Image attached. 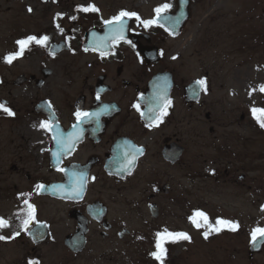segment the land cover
Returning a JSON list of instances; mask_svg holds the SVG:
<instances>
[{"label": "flooded vegetation", "instance_id": "flooded-vegetation-1", "mask_svg": "<svg viewBox=\"0 0 264 264\" xmlns=\"http://www.w3.org/2000/svg\"><path fill=\"white\" fill-rule=\"evenodd\" d=\"M137 1L0 0V103L15 113L9 117L0 111V122H16L21 130L19 145L11 143L15 148L10 153L18 156L8 169L12 175H5L0 185L4 202L0 217L9 222V227L0 229V235L8 237L0 240L1 264H28L29 260L39 264H159L150 254L156 251V234L165 230L187 233L191 240L166 242L163 264H186L198 241L213 249V238L227 235L241 237L237 242L244 249L246 264H260L257 257L264 253V244L259 251L251 250V236L244 239L245 232L235 218L229 220L239 224L237 231L225 229L205 239L190 220L197 211L191 210L188 219L185 214L187 164L200 155L199 150L187 153V140L194 141L198 134H186L185 111L191 114L200 107L203 91L200 89L197 96L194 87L188 94L186 89L203 77L185 79L181 69L185 66L184 46L169 42L185 33L195 0H154L157 3L150 5L147 17L135 8ZM185 1L189 17L182 24V12H177ZM151 2L140 0L138 6ZM89 4L99 12L76 10ZM164 4L171 7L163 15L178 23L161 20L164 27L144 28L134 17L126 19L125 37L131 44L120 41L103 58L92 50L94 36L108 34L105 20L122 10L135 12L144 20L154 19V10ZM258 7L257 15L248 16L251 21L246 27L245 47L262 59L253 66L251 78L256 83L257 92L253 93L264 96L259 91L264 85V0ZM57 14H61L59 18ZM45 35L49 37L45 47L32 44L23 57L10 65L4 62L7 54L18 51L17 40ZM248 72L250 75L251 70ZM162 96L172 103L161 122L156 119V107ZM253 108L264 109V98ZM251 109L247 107L239 116L248 129L241 150L236 151L226 141L221 147L230 159L220 174L228 175L233 184L245 182L250 174V128L264 132ZM76 111L100 115L80 125V139L66 151L52 138L56 129L48 132L39 125L51 120L68 141L76 131ZM205 118L209 119L208 113ZM210 133L213 135V127ZM133 155L135 162L129 165ZM57 156L59 167L66 171L57 170ZM234 158L238 159L235 163ZM210 174L213 176V171ZM81 175L85 178L82 194L69 197ZM37 184L45 185L39 194ZM24 199L36 208V220L27 232L22 229ZM262 206L264 202L259 204ZM16 232L20 235L12 238ZM233 250L229 259L234 261Z\"/></svg>", "mask_w": 264, "mask_h": 264}, {"label": "rangeland", "instance_id": "rangeland-1", "mask_svg": "<svg viewBox=\"0 0 264 264\" xmlns=\"http://www.w3.org/2000/svg\"><path fill=\"white\" fill-rule=\"evenodd\" d=\"M259 1L195 0L185 33L169 42L184 46L185 66L181 69L185 79L202 76L207 87V91L203 90L201 93L200 107L191 114L189 110L185 111L186 134H198L194 141L187 140V153L193 154L198 150L200 152L194 163L187 164L186 218L192 215L193 209L205 213L209 222L213 219V224L217 219L235 218L242 225L245 240L254 228L264 226V211L259 207V204L264 202V185L260 190L256 188L264 182V159H261L264 153V132L250 128V174L247 175L248 180L243 182L244 185L233 184L228 175L220 174L226 167V161L230 159L222 153L221 147L226 141L236 151L241 150L242 140L248 129L247 122L240 121L239 116L247 107H256L264 98L261 93H253L257 92L256 83L251 78L254 77L253 66L262 59L256 51L250 52L245 47L248 36L246 27L251 21L248 16L257 15ZM139 3L140 0L134 5L135 8L147 17L150 15V5L157 1L152 0L143 8L138 6ZM206 113L209 114V119L205 118ZM210 127H213V135L210 133ZM18 130L20 125H16V122H0V185L5 175H12L8 169L18 157L10 153L15 148L11 143H20ZM258 152H262L260 159ZM236 160L238 159L234 158L232 162L235 163ZM199 173L205 178L198 179L195 174ZM249 185L251 188L248 189ZM3 206L4 202L0 199V209ZM200 230L203 233L206 229L202 227ZM238 238L241 237L227 235L213 238V249H210L208 244H202L197 238L198 250L195 249L194 254L185 260L186 264H246L244 249L242 251L239 241L237 242ZM202 242L206 243L204 240ZM233 249H236V253L233 252L236 257L234 261L229 259ZM1 258L0 255V264ZM257 260L264 264V253L259 255Z\"/></svg>", "mask_w": 264, "mask_h": 264}, {"label": "snow or ice", "instance_id": "snow-or-ice-1", "mask_svg": "<svg viewBox=\"0 0 264 264\" xmlns=\"http://www.w3.org/2000/svg\"><path fill=\"white\" fill-rule=\"evenodd\" d=\"M55 2V0H54ZM171 5L164 4L161 7H157L155 11V18L154 19H141V17L135 13V12H129V11H120L118 15L112 17L109 20H105L104 24L108 26L109 31L108 34L104 37H95L93 38V43L91 45V48L93 51H98L101 58L105 57L109 54V49L111 46H114L115 44H118L120 41H124L125 43L131 44V41L127 40L125 37V30L127 28L126 19L135 18V20L144 26V28H151L153 26L158 27H164V23H161V20H163L165 23L172 22V23H178L179 21L175 18L166 17L163 14L166 13L170 9ZM77 11L84 12V13H98L99 9L93 5L89 4L88 6H78ZM29 12H32V8H28ZM61 14H57V17L59 18ZM72 20H75L76 17H71ZM60 26L57 24V28ZM166 31H168L167 28H165ZM61 32H63V29H60ZM174 34L172 32L169 33ZM49 40L48 36H28L24 39H20L16 41V44L18 45V51L14 53L7 54L3 59L6 64H12L14 60L23 57L26 50L29 49V47L32 44L39 45L41 47H45L47 45V42ZM89 49L86 48L85 51H88ZM50 55H54V52H50ZM162 55V53H161ZM175 59V57H174ZM197 85L200 87V89L207 91L206 87V81L201 79L198 80ZM260 92L264 93V85L260 86L259 89ZM97 100H99V95H97ZM171 100L167 99L166 96L160 97V102L157 104L156 110L159 112V115L156 117L157 120L162 122L163 116H166L168 114L167 109L171 106ZM48 107L51 109V104L49 103ZM133 107L136 108L137 111H140L139 104L133 105ZM106 110V109H105ZM0 111L4 112L7 116L11 117L14 116L15 113L6 106L4 103H0ZM253 118L257 121L259 126L264 129V109L261 108H252L251 109ZM54 115V114H53ZM75 118H76V124L73 125V129L76 130L73 133L70 134L68 141H65L62 138V133H60L58 126L54 124L51 120L43 121L39 125V127L45 131L53 132V129H56L55 132H53V140L56 141L57 145L61 148L65 149L66 151H70L72 147L75 146L76 140L80 139L82 135V130L80 129V125L82 123L91 122L93 118L99 117L100 113H91V112H83V111H76L75 112ZM143 116V113H141ZM151 127V125H149ZM136 152H141L142 149H136ZM56 155V154H54ZM135 162V156L133 155L132 158L128 161L129 165L134 164ZM57 170L64 172L66 171L63 168L59 167V157L57 156ZM130 171V168H129ZM84 177L81 175L77 179V186L74 187L73 191L68 193L69 197L72 196H80L83 192L84 187ZM36 192L39 194L45 189L44 184H37L35 186ZM61 192L64 191L63 186L59 189ZM23 195V194H22ZM24 205L26 208V211L24 212V219L22 220V229L27 232L29 229V225H31L36 220V208L33 204L29 203L28 199H24ZM262 211H264V206H262ZM192 224L197 228H205L206 230L203 232V236L205 239L209 237L211 233H219L222 230H229L232 232H235L239 229V224L234 221L225 220V219H217L215 221V224H212L209 222V219L207 215L203 212L197 211L194 213L193 217L190 218ZM9 227V222L5 220L4 218L0 217V229H5ZM20 233L16 232L12 238H15L16 236H19ZM157 240H156V251L151 253L150 255L153 256L154 259L159 261V264H163L164 259L166 257V248L164 247V244L166 242H179L181 240L183 241H190L191 237L184 232H170L165 230L164 232H158L156 234ZM251 244L253 246H256L258 242L264 243V228L262 227H256L254 228L251 233ZM8 237H5L3 235H0V240H6ZM28 264H39L38 260H29Z\"/></svg>", "mask_w": 264, "mask_h": 264}, {"label": "water", "instance_id": "water-1", "mask_svg": "<svg viewBox=\"0 0 264 264\" xmlns=\"http://www.w3.org/2000/svg\"><path fill=\"white\" fill-rule=\"evenodd\" d=\"M182 1H184V0H182ZM181 5H182V4H180V10H179V11L182 12V15H181V23H183V22H185V20H187V18H188V16H189V12H188V1H185V5L182 6V8H181ZM181 12H180V14H181ZM193 87H194V92H195V94H198V92H199V86L197 85V83H193L190 87H188V88L186 89V93L188 94V92H192V88H193ZM206 117H208V115H206ZM263 244H264V243H260V242H258V243L256 244V246H253V245L251 244V250L259 251L260 248H261V246H263Z\"/></svg>", "mask_w": 264, "mask_h": 264}]
</instances>
